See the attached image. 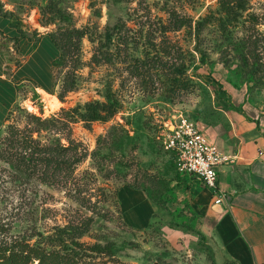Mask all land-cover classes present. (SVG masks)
Here are the masks:
<instances>
[{"label": "rangeland", "instance_id": "obj_1", "mask_svg": "<svg viewBox=\"0 0 264 264\" xmlns=\"http://www.w3.org/2000/svg\"><path fill=\"white\" fill-rule=\"evenodd\" d=\"M218 2L0 0V17L17 22L33 16L36 28H47L58 40L69 28L84 32L79 42L74 41L77 51L52 66L48 95L60 107L46 115L48 96L24 85L10 123L0 130V148L9 127L37 129L32 116L60 118L62 110L104 103L109 95L121 106L109 122L86 123L78 118L70 125V138L87 156L68 188L16 180L0 160V240L33 232L50 234L90 219L91 229L77 248L83 264H221L214 238L217 218L209 216L216 204L213 200L205 207V186L181 174L175 155L163 144V134L182 118L193 121L205 135L212 131L215 137L227 138L220 111L228 105L225 86L244 87L253 103L264 106V74L254 73L253 61L247 65L242 60L250 36L264 43V0L251 1L231 38L226 39L216 21L197 37L196 22L217 15ZM172 11L188 18L192 26L172 31ZM251 14L259 19L256 30ZM67 135L42 132L41 139L61 138L68 144ZM99 145L102 172L92 157ZM134 185L141 189H133ZM124 191H142L157 200L158 210L145 228L143 223L150 221L145 218L133 222L134 227L125 222L120 205ZM124 202L134 206L129 217L149 216L137 196ZM98 244H110L113 256L94 250Z\"/></svg>", "mask_w": 264, "mask_h": 264}, {"label": "crops", "instance_id": "obj_2", "mask_svg": "<svg viewBox=\"0 0 264 264\" xmlns=\"http://www.w3.org/2000/svg\"><path fill=\"white\" fill-rule=\"evenodd\" d=\"M32 17L17 22L15 18L0 17V130L10 123L24 85L33 86L40 96L52 89V66L59 51L48 29L36 28ZM224 91L228 105L220 111L228 137H215L212 131L206 135L223 158L217 172L226 200L209 209V216L217 218L214 226L217 257L221 264H264V106L253 103L244 87L225 86ZM131 195L138 197L140 205L149 212L148 217L128 216L134 206L124 200ZM203 204L205 207L214 204L207 189ZM120 205L128 225L144 218L150 220L143 223L144 227L140 225L143 228L158 210V205L142 191L122 192Z\"/></svg>", "mask_w": 264, "mask_h": 264}, {"label": "trees", "instance_id": "obj_3", "mask_svg": "<svg viewBox=\"0 0 264 264\" xmlns=\"http://www.w3.org/2000/svg\"><path fill=\"white\" fill-rule=\"evenodd\" d=\"M251 1L219 0L217 15L208 14L196 22L197 37L209 23L216 21L226 39L231 38L232 28L239 24L240 18L249 11ZM249 19L256 30V26L260 24L258 17L251 14ZM188 25L192 26L188 18L177 16L173 11L170 12L169 28L172 31H179ZM83 37L84 32L75 28L65 30L61 34L62 40L51 37L59 51L57 60L63 59L66 55L71 56L73 52L77 51L78 44H75L74 41L79 42ZM261 41L258 37L250 36L247 41V50L242 57L247 65L253 61V71L257 74H264V43L260 45ZM57 60L54 64L57 63ZM172 75L175 73L173 72ZM46 91L52 94L48 90ZM66 91L68 88H65ZM229 105L230 108L236 109L231 104ZM120 109L119 101L109 95L104 103L95 102L87 105L84 109L62 110L63 115L60 118L42 119L32 116L37 129L20 130L9 127L2 142L3 147L0 148V160L7 165L12 177L16 180L25 183L38 180L42 185L68 188L74 180L77 167L87 156L80 152V145L70 138V125L75 123L78 118L86 123H106L111 121L120 112ZM236 110L241 111V109ZM42 132H46L50 136L67 132L66 141L68 144H63L61 138L55 140L47 138L44 141L41 139ZM35 133L38 134V138L34 137ZM99 144L101 145V138ZM100 145L92 157L98 170L102 172L104 164L98 158L101 154L99 152ZM133 189L141 188L134 185ZM143 191L147 193L146 189ZM150 200L158 205L157 200L153 198ZM91 225L90 219H84L78 224L70 223L63 228L58 227L50 234L33 232L29 236L4 238L0 240V264H83L77 248L81 246L79 240L89 233ZM93 249L105 252L107 256H113L110 244L106 246L98 244Z\"/></svg>", "mask_w": 264, "mask_h": 264}, {"label": "built area", "instance_id": "obj_4", "mask_svg": "<svg viewBox=\"0 0 264 264\" xmlns=\"http://www.w3.org/2000/svg\"><path fill=\"white\" fill-rule=\"evenodd\" d=\"M163 144L175 155L179 172L200 181L211 193L214 203L222 205L226 194L219 186L217 166L223 158L197 125L182 118L163 134Z\"/></svg>", "mask_w": 264, "mask_h": 264}, {"label": "bare ground", "instance_id": "obj_5", "mask_svg": "<svg viewBox=\"0 0 264 264\" xmlns=\"http://www.w3.org/2000/svg\"><path fill=\"white\" fill-rule=\"evenodd\" d=\"M46 95L48 96V99H49V101H48L49 105L46 109V115H50L60 107V102L56 98H54L48 94H46Z\"/></svg>", "mask_w": 264, "mask_h": 264}]
</instances>
